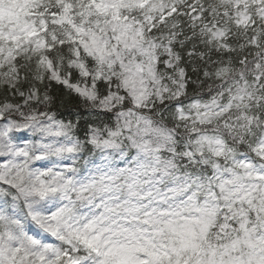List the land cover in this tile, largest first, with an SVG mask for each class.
<instances>
[{"label":"snow or ice","instance_id":"6c2138e0","mask_svg":"<svg viewBox=\"0 0 264 264\" xmlns=\"http://www.w3.org/2000/svg\"><path fill=\"white\" fill-rule=\"evenodd\" d=\"M0 264H264V0H0Z\"/></svg>","mask_w":264,"mask_h":264}]
</instances>
